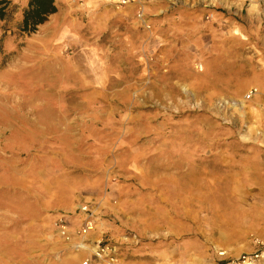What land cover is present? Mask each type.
<instances>
[{
    "label": "rangeland",
    "instance_id": "374dc122",
    "mask_svg": "<svg viewBox=\"0 0 264 264\" xmlns=\"http://www.w3.org/2000/svg\"><path fill=\"white\" fill-rule=\"evenodd\" d=\"M8 2L0 264H228L264 243V0H56L29 35Z\"/></svg>",
    "mask_w": 264,
    "mask_h": 264
},
{
    "label": "trees",
    "instance_id": "16d2710c",
    "mask_svg": "<svg viewBox=\"0 0 264 264\" xmlns=\"http://www.w3.org/2000/svg\"><path fill=\"white\" fill-rule=\"evenodd\" d=\"M8 5V0H0V17L2 19H5ZM57 9L56 0H28L19 24L20 32L28 35L36 32L40 25L57 12Z\"/></svg>",
    "mask_w": 264,
    "mask_h": 264
},
{
    "label": "built area",
    "instance_id": "2783aa9c",
    "mask_svg": "<svg viewBox=\"0 0 264 264\" xmlns=\"http://www.w3.org/2000/svg\"><path fill=\"white\" fill-rule=\"evenodd\" d=\"M257 92V90L251 89L248 93V98H251L252 95H254ZM82 210L84 211L85 215H86V221L82 226L81 232L82 233H86L88 230H91L93 228L92 226V222L89 218V210L88 208L85 206L82 208ZM68 227V224H66V220L61 219L58 221L57 223V228L60 229V232L65 235L67 230L66 228ZM67 238H70L67 236ZM108 250L107 247L104 246H100V244L98 245V247L95 250L94 255L98 258H105L107 261H114L113 256L111 254H107L106 251ZM221 255H225V252L221 253ZM264 261V243H259V245L257 246V248L250 253H243L240 256L233 258L229 261L228 264H260ZM84 264H90V261L87 260L84 262Z\"/></svg>",
    "mask_w": 264,
    "mask_h": 264
},
{
    "label": "crops",
    "instance_id": "0c3cea01",
    "mask_svg": "<svg viewBox=\"0 0 264 264\" xmlns=\"http://www.w3.org/2000/svg\"><path fill=\"white\" fill-rule=\"evenodd\" d=\"M254 170L249 173L252 177L264 178V168H261L260 170H256L254 168ZM73 199L74 197H68L62 198L60 202L57 200H53L52 202L50 201V203H45L38 208L34 207L35 209L28 210L26 216H30L37 223V225H40V223L45 221L49 222L53 217L55 219L61 214L72 211L75 207V201Z\"/></svg>",
    "mask_w": 264,
    "mask_h": 264
},
{
    "label": "bare ground",
    "instance_id": "6f19581e",
    "mask_svg": "<svg viewBox=\"0 0 264 264\" xmlns=\"http://www.w3.org/2000/svg\"><path fill=\"white\" fill-rule=\"evenodd\" d=\"M188 185H189L188 181L184 180V182L180 181V183H178L177 186H183L181 188H186L187 189V187H189Z\"/></svg>",
    "mask_w": 264,
    "mask_h": 264
}]
</instances>
